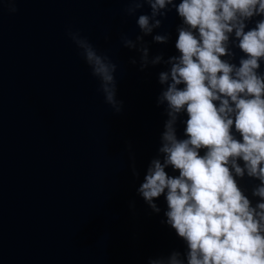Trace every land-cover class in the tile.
<instances>
[{
  "label": "water",
  "instance_id": "1",
  "mask_svg": "<svg viewBox=\"0 0 264 264\" xmlns=\"http://www.w3.org/2000/svg\"><path fill=\"white\" fill-rule=\"evenodd\" d=\"M13 6L16 12L9 11ZM125 6L122 0H0V264H147L150 256L183 250L161 223L164 197L154 214L137 193L166 119L156 106L164 66L140 72L127 65L136 54L120 47L119 34L134 38L139 30L135 18L123 21ZM180 22L169 13L158 31L171 39L152 44L151 54H177ZM68 27L99 49L110 48L120 63L122 113L104 103Z\"/></svg>",
  "mask_w": 264,
  "mask_h": 264
},
{
  "label": "clouds",
  "instance_id": "2",
  "mask_svg": "<svg viewBox=\"0 0 264 264\" xmlns=\"http://www.w3.org/2000/svg\"><path fill=\"white\" fill-rule=\"evenodd\" d=\"M122 2L123 21L135 18L139 30L134 38L119 34L120 47L136 54L127 65L140 72L164 66L157 74L162 88L156 106L166 119L137 193L154 214L162 211L155 201L164 197L161 223L184 245L148 257L147 264H264V0ZM173 11L181 21L177 54L153 55L152 44L171 39L170 32L158 30ZM66 35L98 81L104 103L122 113L116 75L121 65L111 49H99L71 27ZM104 40L110 42L109 33ZM127 150L138 179L130 142Z\"/></svg>",
  "mask_w": 264,
  "mask_h": 264
}]
</instances>
